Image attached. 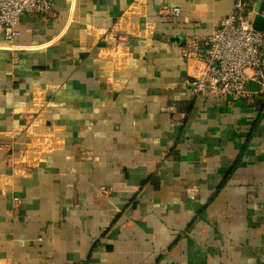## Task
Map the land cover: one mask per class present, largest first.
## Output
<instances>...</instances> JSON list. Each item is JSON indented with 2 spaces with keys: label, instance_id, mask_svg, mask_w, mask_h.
I'll list each match as a JSON object with an SVG mask.
<instances>
[{
  "label": "crops",
  "instance_id": "0c3cea01",
  "mask_svg": "<svg viewBox=\"0 0 264 264\" xmlns=\"http://www.w3.org/2000/svg\"><path fill=\"white\" fill-rule=\"evenodd\" d=\"M52 1L0 41V264H264V91L181 56L233 0Z\"/></svg>",
  "mask_w": 264,
  "mask_h": 264
},
{
  "label": "built area",
  "instance_id": "2783aa9c",
  "mask_svg": "<svg viewBox=\"0 0 264 264\" xmlns=\"http://www.w3.org/2000/svg\"><path fill=\"white\" fill-rule=\"evenodd\" d=\"M160 13L179 17L180 9L162 7ZM23 14L53 16V1L0 0V41L12 42L19 35L17 25ZM252 19L244 0H233L232 11L211 35L184 41L181 56L195 96L240 100L249 81L264 91V29L255 30Z\"/></svg>",
  "mask_w": 264,
  "mask_h": 264
},
{
  "label": "water",
  "instance_id": "95a60500",
  "mask_svg": "<svg viewBox=\"0 0 264 264\" xmlns=\"http://www.w3.org/2000/svg\"><path fill=\"white\" fill-rule=\"evenodd\" d=\"M252 27L255 30L261 31L264 29V16L256 13L252 19Z\"/></svg>",
  "mask_w": 264,
  "mask_h": 264
}]
</instances>
